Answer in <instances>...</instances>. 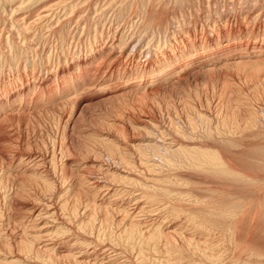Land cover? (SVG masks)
Returning a JSON list of instances; mask_svg holds the SVG:
<instances>
[{
    "label": "bare ground",
    "instance_id": "bare-ground-1",
    "mask_svg": "<svg viewBox=\"0 0 264 264\" xmlns=\"http://www.w3.org/2000/svg\"><path fill=\"white\" fill-rule=\"evenodd\" d=\"M0 22L15 35H0V264H264V109L238 92L211 120L196 92L264 71V0H0ZM185 88L198 106L179 101L188 129L170 132L187 142L157 144L170 129L147 114L126 120L139 141L89 130L95 148L74 134L96 98L123 117L128 100L163 97L178 120L168 103ZM192 115L213 145L196 143Z\"/></svg>",
    "mask_w": 264,
    "mask_h": 264
},
{
    "label": "rangeland",
    "instance_id": "rangeland-1",
    "mask_svg": "<svg viewBox=\"0 0 264 264\" xmlns=\"http://www.w3.org/2000/svg\"><path fill=\"white\" fill-rule=\"evenodd\" d=\"M58 9H60V8H57V10L54 8V10L52 11V12H49V15H50V13H51V17H53V19H52V21L53 20H55V17L57 16V15H59V14H56V13H58L57 11H59ZM56 11V12H55ZM91 10H89V12H87V10L86 11H84V12H82L81 13V16H84V18H88V16H92V14H94L93 16L95 17L96 15H95V13H92L93 11H91ZM54 12H55V14H54ZM60 12V11H59ZM84 13H87V14H85L84 15ZM55 16H54V15ZM83 14V15H82ZM85 16H87V17H85ZM84 18H83V20H84ZM50 20V19H49ZM56 21V20H55ZM55 21H53V22H55ZM53 22H51V24L53 23ZM1 23V25H0V30L2 29L4 32H6V30L8 31V32H6V33H4L3 31V34H2V32L0 31V35H4V37H6V35H9L8 33H9V31H10V27H8V26H10L9 25V22L6 24V22H5V24H6V27L4 28V23L3 22H0ZM3 23V24H2ZM53 25V24H52ZM85 25V24H84ZM36 27H34V29H35V31L36 32H39V30H38V28H39V23L37 24V25H35ZM40 26H41V24H40ZM54 27H55V24L53 25ZM53 26H51L50 25V27H52V28H54ZM111 27H113V28H115L114 29V31H113V29H108V32L109 31H112V32H114L115 33V30L116 29H118L117 27H115V25L114 26H111ZM6 29V28H8V29H6V30H4V29ZM37 28V29H36ZM86 27H84V29H81V27L79 26L77 29L78 30H76V29H72V35L74 34V31H75V35H82V37H85L84 36V34L86 35L87 33H86V30L87 29H85ZM107 28H109V27H107ZM47 29H49L48 27L47 28H45V27H43V29L42 28H40V30H42V31H40V33L42 32L43 34L44 33H47L49 30H52V29H49L48 31H47ZM83 32H81L80 30ZM45 30V31H44ZM54 30H56V28H54ZM54 30H52V32L51 31H49V32H51L52 34H53V32H54ZM84 30V31H83ZM34 31V33L33 34H35L36 32ZM78 31V32H77ZM80 31V32H79ZM117 31V30H116ZM13 32V31H12ZM47 33L48 35H52L51 33ZM41 33V34H42ZM81 33V34H80ZM12 34V33H11ZM9 35L10 37L12 36V38H13V36L15 37V35L14 34H12V35ZM42 34V35H43ZM46 34V35H47ZM45 35V34H44ZM9 36H7V37H9ZM5 39V38H4ZM3 39V40H4ZM104 39H106V38H104ZM106 42H108V41H106ZM109 43V42H108ZM57 49H56V56H57V54L59 55V49H58V46L56 47ZM4 49V50H3ZM7 50V49H6ZM5 50V48H0V51L1 52H4V51H6ZM41 56V55H40ZM39 56V57H40ZM43 57V58H42ZM41 58L42 59H44L45 58V55L44 56H41ZM138 58V57H137ZM262 69L258 72V74H256V73H254V72H252V73H250V75H253L252 77H249L247 74V76L244 74V73H242L241 71H239L240 73L236 76V74H234L235 76L233 77V76H231V77H233V79L232 78H229V79H232V80H228V84L226 83V81L227 80H224V84H226V85H222V83H219L218 84V86H215V87H212V85H208V86H204V87H198L197 89H196V92H198V94H199V97L201 98V101L202 102H209V104L210 105H208V108H203L204 110H206V111H204L203 109V111L202 112H200V113H202V114H204V115H206L207 114V117H209V119H211V120H214V111H216V105H217V102H215V101H217V99L221 96L223 99L224 98H226V99H229V97L228 96H230V100H233L234 99V101H232L233 103H236L237 101H236V99H235V97H236V95L235 94H238V92H239V97H241V95H242V97H244L243 95H245L246 97H251L252 98V101L255 103V105H256V108H258V109H264V71H262ZM260 74V75H259ZM21 76H22V72H21ZM238 76H241V77H238ZM258 76H260V77H258ZM258 77V78H257ZM240 78V79H239ZM229 81H230V84H229ZM221 84V85H220ZM185 91H182V93H181V95H180V98H175V97H173V99H172V101L171 102H169L168 104H173V106H175L177 109H178V113L180 114L179 115V118L181 119V120H179V118H178V120L179 121H181V122H178V120H175V119H177V118H175V119H173V112H170L171 114L167 117V109H169L170 107H168L167 109L165 108V106H163L164 104L163 103H165V101H164V98L163 97H158V98H155V99H150V100H147V101H142V102H140V101H133L132 100V102H131V100H128V102H124L125 103V105L124 104H121L120 105V109H122V111H124V112H122L124 115H123V117H121V116H118L116 113L115 114H113L114 112H110V113H106L107 112V107L108 108H110L111 109V106H109V105H106V107H105V105H104V103L103 102H101L100 103V101H97V99L98 98H96V100L94 99L92 102H96L94 105H93V107L92 108H94V109H91V110H88L86 113L84 112L83 114H81L80 115V117L79 118H77V120H76V122H75V126H74V128H75V132H74V134H75V136L77 137V140L80 142V144H84L85 142L86 143H88V144H90L91 146L93 145V147L95 146V148L98 146V145H96V143L95 142H93L92 140V142L88 139L89 138V136H88V138H86V135H87V132L90 130H103V131H106V133L107 132H110V134H111V136H113V135H116V137L119 139V137H120V135H121V137H120V140L123 138V140H121V141H125L124 143H130L131 142V140L133 141V139L134 140H137V141H139V140H141L142 138H143V136H144V132H142V131H132L133 130V128L132 129H130V128H128V127H130L129 126V121H130V123L132 122H134V121H136V119H138V118H140V116L141 115H145V114H147V115H150L151 116V118L152 117H154V119L156 120V121H154L153 120V118H152V121H154V122H156V124L158 123L159 124V126L161 127L160 128V132H162V131H164V127H166L167 129H170V130H167V129H165V133H164V135L161 133V135H160V137H158L159 135L157 134V136H156V134H155V141H157L156 143L158 144H161V140L163 141H165V142H172V140L175 142V139H177V140H179L178 141V143L180 142V143H184V142H187V139L191 136H186V132H185V134H184V138H181L180 137V135H182V134H180L179 133V136H177V137H175L174 135H177V133H172L174 130H172L171 129V126L172 127H174L175 126V124H176V126L174 127V128H180V130H183V128H184V126H186L185 127V129H188L187 127V122L185 121V118H184V116L183 115H181V113L179 112L180 111V108L181 107H179V101L180 102H186L188 99H190V102L192 103L193 101V103H195L194 104V106H198V104H197V99H195L193 96H192V94H194L193 92H195V90L194 89H192L191 90V88H185L184 89ZM236 92V93H235ZM257 93H260V99L259 100H257L256 99V94ZM185 94H190L192 97L191 98H189L188 97V95H185ZM247 94V95H246ZM259 95V94H258ZM194 99V100H193ZM211 99H213L214 101H212ZM254 99H256V101H254ZM167 100V99H166ZM192 100V101H191ZM208 100V101H207ZM97 102H99V103H97ZM131 102V103H130ZM160 102V103H159ZM231 102V103H232ZM259 102V103H258ZM155 103H159L160 104V109H161V111H160V113L159 112H157V110H156V106H155ZM162 103V104H161ZM192 103V104H193ZM257 103V104H256ZM127 104V105H126ZM129 104V105H128ZM263 104V105H262ZM103 105V106H102ZM100 108H99V107ZM129 106V107H128ZM122 107V108H121ZM125 107V108H124ZM210 107V108H209ZM67 109V108H66ZM65 109V111H64V113L66 114V115H68V112H69V110L67 109L66 110ZM102 109H104V110H102ZM107 109V110H106ZM99 110V111H98ZM214 110V111H213ZM92 111V112H91ZM105 111V112H104ZM170 111H172V109H170ZM260 111V110H259ZM262 111V110H261ZM260 111V112H261ZM104 112V113H103ZM109 112V111H108ZM162 112V113H161ZM205 112V113H204ZM208 112H210V113H208ZM214 112V113H213ZM259 112V113H260ZM101 113H103V116L105 117V116H107L106 118H103V117H101ZM127 113V114H126ZM213 113V114H212ZM93 114V115H92ZM99 114H100V116H99ZM161 114H164L163 116H161ZM209 114V115H208ZM90 115V116H89ZM114 115V116H113ZM133 115V116H132ZM213 115V116H212ZM260 115H264V113L262 114V112L260 113ZM131 116V117H130ZM175 116V115H174ZM83 117V118H82ZM100 117H101V119H100ZM126 119H125V118ZM127 117L129 118V119H127ZM133 117V118H132ZM134 117H135V120H134ZM160 117V118H159ZM193 117V115L191 116V118ZM96 118H97V120H96ZM107 118H108V120L109 121H111V120H114L115 118H116V120L118 121V122H116L115 121V124H116V126L115 125H113V126H111V127H108V126H106V125H100V122L102 121V120H104V119H106L107 120ZM124 118V119H123ZM171 120H170V119ZM184 118V119H183ZM195 117H193L192 119H193V121H197L196 123H195V126L192 128V131L193 130H196V131H193L194 132V134H193V132H192V136H194V138L196 139V136H197V139H196V143H198V144H203V145H213L212 143H210L208 140H206L207 138H206V136H205V138L204 137H199L198 135H201L200 133H202V130L204 129V127H201L200 128V126H198V125H200V124H198L199 123V121L195 118ZM167 119H168V121H167ZM100 120V121H99ZM126 120H128V122L126 121ZM133 120V121H132ZM162 120V121H161ZM174 121V123H173V121ZM227 120H234L233 119V117L232 116H230V117H228L227 118ZM236 122H238V123H240V124H243V121L242 120H244L241 116H236ZM158 121H160V122H158ZM183 121V122H182ZM122 122V123H121ZM124 122V123H123ZM212 123H210L211 124V126H209L208 127V129L209 130H211V132H213L214 131V128L213 127H215L214 125L216 124L215 123V121H211ZM172 125H171V124ZM90 124V125H89ZM120 124H122V125H120ZM157 124V125H158ZM160 124H162V125H160ZM164 124H166V126L164 125ZM170 126H169V125ZM214 124V125H213ZM118 125V126H117ZM128 125V126H127ZM164 125V126H163ZM182 125H184V126H182ZM213 125V126H212ZM77 126V127H76ZM115 126V127H114ZM120 126V127H119ZM122 126V127H121ZM163 126V127H162ZM100 127V128H99ZM114 127V128H113ZM170 127V128H169ZM181 127H182V129H181ZM121 128H122V131H121ZM126 130H125V129ZM203 128V129H202ZM108 129H109V131H108ZM111 129V130H110ZM124 129V130H123ZM163 129V130H162ZM200 131H199V130ZM127 130H130V131H127ZM172 130V132H170ZM199 132H198V131ZM213 130V131H212ZM114 131V132H113ZM119 131V132H118ZM121 131V132H120ZM128 132V133H126V132ZM132 131V132H131ZM169 131V132H168ZM78 132V133H77ZM112 132V133H111ZM120 133V134H118V133ZM123 132V133H122ZM138 132V133H137ZM189 132H190V129H189ZM195 132H197V133H195ZM115 133V134H114ZM123 135H122V134ZM142 133V134H141ZM166 133H167V135H166ZM168 133H171V134H169L168 135ZM80 134V135H79ZM83 134V135H82ZM113 134V135H112ZM132 134V135H131ZM174 134V135H173ZM197 134V135H196ZM85 135V136H84ZM118 135V136H117ZM125 135H126V137H125ZM129 136V140H128V136ZM134 135V136H133ZM143 135V136H142ZM173 135V136H172ZM123 136V137H122ZM167 136V137H166ZM169 136H171L172 137V139H171V137H169ZM186 136V137H185ZM91 137V136H90ZM175 137V138H174ZM188 137V138H187ZM199 137V138H198ZM130 138H133V139H130ZM137 138V139H136ZM159 138V139H158ZM168 138H169V140H168ZM187 138V139H186ZM202 138H204V139H202ZM82 139V140H81ZM87 139V140H86ZM91 139V138H90ZM125 139V140H124ZM166 139V140H165ZM181 139V140H180ZM183 139V140H182ZM184 139H186V140H184ZM199 139V140H198ZM86 140V141H85ZM127 140V141H126ZM159 140H160V142H159ZM200 140H206V141H208L210 144H208L206 141H204V142H206L205 144H204V142L203 143H200L201 141ZM163 141V142H164ZM189 141V140H188ZM194 141V140H193ZM197 141H200V142H197ZM164 142V143H165ZM135 143V142H134ZM75 145V144H74ZM97 148H100V146H98ZM74 151H75V149H73ZM76 154V153H75ZM77 156V157H76ZM75 157H73V158H76V159H78V160H80L81 159V156H79L78 157V154L76 155ZM89 157H88V160H91V158H93V154L91 155V154H89L88 155ZM80 158V159H79ZM86 160V159H85ZM91 165V161H89L88 162V166L90 167V165ZM137 165V167L139 166L138 164H136ZM88 167V168H89ZM93 166L91 165V167L89 168V169H87L86 171V174L88 175V176H90V177H94V175L97 177V176H99V175H97V171H95V169L94 168H92ZM139 168V167H138ZM180 168V171H178L179 173H182V174H180V175H182V176H184L183 178H185V176H186V178H192V176L191 175H200V174H196V173H193V174H191V172H189V171H191V170H189V169H185V172H183V168H181V167H179ZM93 173H91L90 171ZM92 170H94V171H92ZM178 169H176V171H177ZM188 171V173L189 174H191V175H189V177H188V175H185V174H187V171ZM175 171V170H174ZM173 171V173H175ZM182 171V172H181ZM179 173H175L176 175L177 174H179ZM185 173V174H184ZM184 174V175H183ZM92 175V176H91ZM194 175V176H195ZM202 175H204V174H202ZM178 176V178H180V176L179 175H177ZM176 176V177H177ZM182 176H181V178H182ZM201 176V175H200ZM146 177V176H145ZM195 177H197V178H195V179H193L192 178V180H194V181H196V180H198V181H196V183L197 184H199V183H204L205 185H208L209 183H207V181H209L211 184H212V182L214 181L212 178H208V179H206L207 178V176L205 177V175H204V177L202 178L201 177V179L200 178H198L199 176H195ZM209 177V176H208ZM204 181H203V180ZM200 180H202V181H200ZM215 181H218V180H216L215 179ZM214 181V182H215ZM213 182V183H214ZM202 183V184H203ZM207 183V184H206ZM202 184H199V185H202ZM203 184V185H204ZM116 185V184H115ZM199 185H197L198 186V188H199ZM202 185V186H203ZM204 185V186H205ZM212 185H216V184H212ZM222 185V184H221ZM197 186L196 187H194V188H192L193 190H195V188H197ZM223 186H225V185H222V187ZM218 187H220V188H222L220 185H218ZM105 189H107V187H104ZM112 187H110V189H111ZM115 188H118V186H116ZM224 188H226V187H224ZM103 188L101 187V190H102ZM104 189V190H105ZM123 189V191H125V190H127V191H125L126 193H131L130 192V190H128L127 188H122ZM188 188H186L185 190L186 191H188V190H190V192H192L193 190L192 189H188ZM104 190H103V192L102 193H104ZM176 190V189H175ZM184 191V189H181V191ZM192 190V191H191ZM177 191V190H176ZM194 192H196V191H194ZM131 206V205H130ZM112 207H115V206H112ZM255 233L253 234V237H252V239L254 238H256L257 240H258V237L259 236H255ZM261 237H259V240L261 241V239H260ZM262 239L264 240V237H262ZM256 240V241H257ZM258 240V241H259ZM262 240V241H263ZM254 241V240H253Z\"/></svg>",
    "mask_w": 264,
    "mask_h": 264
}]
</instances>
